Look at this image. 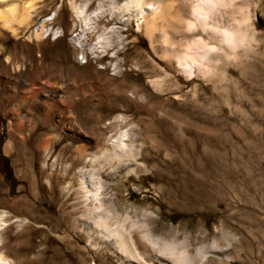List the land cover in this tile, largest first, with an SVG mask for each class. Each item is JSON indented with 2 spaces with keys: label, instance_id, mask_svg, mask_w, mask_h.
<instances>
[{
  "label": "rangeland",
  "instance_id": "374dc122",
  "mask_svg": "<svg viewBox=\"0 0 264 264\" xmlns=\"http://www.w3.org/2000/svg\"><path fill=\"white\" fill-rule=\"evenodd\" d=\"M25 1L36 5L24 14V2L18 4L15 36L0 29L2 259L130 264L84 218L81 183L89 173L107 185L119 216L146 223L156 237L186 243L192 255L202 248L204 264H264V33L256 23L264 24V0H236L223 10L224 26L246 15L245 38L233 52L197 24L191 32L180 24L188 22L194 0H153L164 16L156 17L152 40L143 33L151 17L137 33L133 20L119 26L100 4L107 12L93 22L109 30V44L117 39L114 26L122 39L105 52L97 48L93 25L82 23L93 20L100 0ZM84 1L89 4L78 18L75 7ZM16 3H2L0 10ZM46 29L59 38L45 37ZM75 36L82 37V52L72 44ZM164 36L178 53L195 54L198 43L205 44L214 63L198 61L185 74L175 59L160 57ZM208 69L212 74H204ZM70 73L81 74L80 82H67L72 92L63 81ZM119 129L135 158L111 168L94 162L93 143L99 139L109 150ZM132 235L148 264L166 263L136 231Z\"/></svg>",
  "mask_w": 264,
  "mask_h": 264
},
{
  "label": "bare ground",
  "instance_id": "6f19581e",
  "mask_svg": "<svg viewBox=\"0 0 264 264\" xmlns=\"http://www.w3.org/2000/svg\"><path fill=\"white\" fill-rule=\"evenodd\" d=\"M100 1L101 3L98 4V7L92 13L94 17L93 20L90 19L89 17L86 19L84 18L82 20V23H84V21L87 20L88 25L90 26L93 25L91 27V29H93V33L96 32V34H98L97 48L103 52H105L106 47L108 46L112 47V45L115 43L116 44L121 43L122 39L118 32L119 27L114 26V28L110 29V32L116 34L117 39L116 41L110 42L109 44L108 38L106 37V35H108L107 32L109 30L104 29V27L101 30L100 29L101 27L99 28V25L93 22V21L96 22L95 19L98 18V16H103L105 12H107L103 10L100 4H104L106 6V8L109 10L108 15H110V17L112 18H116V20H118L116 24L119 26L122 23L125 24L126 22L133 20L136 23L137 33H142L141 24L149 21L145 29H143L144 35L149 40H152L153 33L156 29V25H157V22L155 21L156 17L158 16V18L161 19V17L164 16V7L162 6L160 1L151 0L149 2H146L145 0H122L120 4L118 2L116 3L115 0H100ZM234 1L236 0H194L187 8V15L189 17L188 22H186V20L183 21L184 19L181 21L178 18L181 21L179 22L180 24H184V26H186V30L189 32H191L195 28V25L197 24L202 29L203 32H205L206 34H210L211 40L218 42L220 45H225L228 48V50L233 52L235 51V48L238 45L240 46L242 45V41L245 38V36L243 35L244 28H241L240 24H242L246 20L245 17L246 15L240 16L239 22L228 24L226 26L223 25L224 21H222L223 20L222 12L223 10L230 7ZM9 2H17V3L11 5H5V8L3 10H0V29L7 30L13 36H15L18 30L17 29L15 30L13 28L12 23H14L17 26L20 25L18 18H14V15L17 13L18 4L24 2L22 4V7L24 8L23 9L24 14L32 13L34 11L36 4L28 3L25 0H0V5L2 3L8 4ZM39 2L40 0H38L36 3ZM88 4L89 1H84L82 5H78L75 7L77 11L76 16L78 18L84 15L85 9L88 6ZM51 15L52 18L43 20V22L39 25V31H41V25L43 23L49 22L53 19L54 15L53 14ZM148 17L151 18L148 19L147 21L146 19ZM173 19L175 18L173 17ZM208 21H213L212 26H208ZM166 22L167 21L165 20V23ZM19 28L20 27H18V29ZM56 34H57L56 30L54 31H52L51 29L44 30L45 37L50 35L54 39ZM81 38L79 36L78 39H76L75 36L72 39V44L74 45V42L76 41L75 44L77 49H79L82 52L84 50L83 49L84 44ZM166 40L167 38L163 42L164 44L167 43ZM168 46L171 47V45ZM168 46L164 48L165 50H162L160 57L161 58L170 57L175 59L178 67H180L182 71L187 75H190V69L198 61H205L209 64L214 63L213 59H211L210 57V54L212 53L210 52L212 51L211 48L207 47L205 44H201L200 42L198 43L197 46V49L200 50V52L195 54L188 53L187 51L178 53L174 50H171V48H168ZM94 50L96 51V49H93V51ZM118 52L119 50L114 51L112 55L113 59H116L118 57L117 56ZM112 67L114 72L120 69V67L117 64H114ZM203 72L206 75L212 74L211 69H208L207 71L204 70ZM154 87L155 89H158V85L157 86L155 85ZM129 96L131 100L137 99L136 97L137 93H131ZM119 124L122 125L120 121ZM121 125H119L118 127H120ZM127 135L128 134H126L125 131L121 130L118 133L117 137H115V139L110 142L109 150L101 146V141H99V139L95 141L93 143L95 148L94 162H98L99 160H102L106 165L108 164L107 166L109 168H111L112 163L115 161L117 163V166L119 167V165H121L122 161L125 158H135V155H137V151L133 147V143L130 141ZM8 149H6V151ZM85 176H83L81 183L83 187V191L85 193L84 201L87 203L84 218L92 221V224L89 226L90 231L96 233L99 236V238L102 239L106 244L113 245L117 254H119L121 257L129 261L130 264H148L146 258L141 254L142 252L141 253L139 252L140 246L138 248L137 243L134 241L132 235L134 231L138 233V237L140 241L147 244L152 250H154L156 254L166 262L165 264H204L205 254L202 253L203 252L202 248L197 249L195 254L192 255L190 254L191 252L190 253L188 252V246L186 243L178 242L175 239H167L165 237H160V236L156 237L152 234V232L149 229V226L146 223L132 220L131 218L126 216L124 217L119 216L118 213H116L113 209L114 207L112 206V202H111L112 199L108 195L107 185L102 183L100 180H98V178L96 177L97 175L95 174L88 173ZM5 218H6L5 214H0V231L3 229V227H5L6 224ZM0 264H7V262L3 260L1 256H0Z\"/></svg>",
  "mask_w": 264,
  "mask_h": 264
},
{
  "label": "crops",
  "instance_id": "0c3cea01",
  "mask_svg": "<svg viewBox=\"0 0 264 264\" xmlns=\"http://www.w3.org/2000/svg\"><path fill=\"white\" fill-rule=\"evenodd\" d=\"M88 82L90 81H93L94 78L91 79L90 75L89 77L87 78ZM63 81L64 83H67V82H80L81 81V74H78V73H70V74H65V77L63 78ZM65 88H66V91L68 92H72V89L69 87L68 83L65 84ZM74 86H72L73 88Z\"/></svg>",
  "mask_w": 264,
  "mask_h": 264
},
{
  "label": "built area",
  "instance_id": "2783aa9c",
  "mask_svg": "<svg viewBox=\"0 0 264 264\" xmlns=\"http://www.w3.org/2000/svg\"><path fill=\"white\" fill-rule=\"evenodd\" d=\"M35 30H37V29H34L33 31H32V30L30 31L31 34L29 35V37H32V38H33V35H34ZM32 34H33V35H32ZM56 36H57V37H56ZM56 36H55V38H54L53 40H56V39L59 38L58 33L56 34ZM77 61H79L81 65H82V64H85V60H84V58L81 59V57H78V58H77Z\"/></svg>",
  "mask_w": 264,
  "mask_h": 264
},
{
  "label": "trees",
  "instance_id": "16d2710c",
  "mask_svg": "<svg viewBox=\"0 0 264 264\" xmlns=\"http://www.w3.org/2000/svg\"><path fill=\"white\" fill-rule=\"evenodd\" d=\"M256 23L258 24L260 30L264 33V24H263V22L259 18H257L256 19Z\"/></svg>",
  "mask_w": 264,
  "mask_h": 264
}]
</instances>
